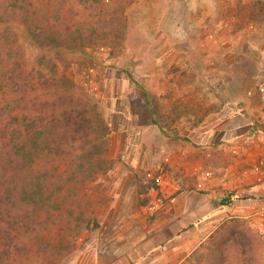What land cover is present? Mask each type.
<instances>
[{"label": "rangeland", "instance_id": "374dc122", "mask_svg": "<svg viewBox=\"0 0 264 264\" xmlns=\"http://www.w3.org/2000/svg\"><path fill=\"white\" fill-rule=\"evenodd\" d=\"M82 1L65 3L76 27L90 18ZM105 4L121 9L125 32L95 44L86 41L105 34L92 32L81 49L38 45L0 5V31L30 68L47 58L76 77L111 133L102 173L53 197L0 264H264L261 204L246 190L264 188L252 173L264 156V0ZM234 197L253 204L245 217L224 213ZM175 208L200 211L189 220L217 215L216 227L180 257L147 250Z\"/></svg>", "mask_w": 264, "mask_h": 264}, {"label": "trees", "instance_id": "16d2710c", "mask_svg": "<svg viewBox=\"0 0 264 264\" xmlns=\"http://www.w3.org/2000/svg\"><path fill=\"white\" fill-rule=\"evenodd\" d=\"M114 1H82L90 18L79 27L69 13L64 16L66 0H0V5L38 45L81 49L92 32L105 37L86 42L99 43L115 29L125 32L121 9L105 4ZM54 8L60 14L55 20ZM36 63L30 68L9 28L0 31V260L13 256L7 248L21 230L30 234L41 223L53 197L102 173L109 150L110 128L91 94L76 93V77L60 72L53 60ZM129 78L148 100L149 92Z\"/></svg>", "mask_w": 264, "mask_h": 264}, {"label": "crops", "instance_id": "0c3cea01", "mask_svg": "<svg viewBox=\"0 0 264 264\" xmlns=\"http://www.w3.org/2000/svg\"><path fill=\"white\" fill-rule=\"evenodd\" d=\"M246 190L247 192H250L252 195H254V198L248 200L249 202H256L261 204L260 207H264V188H258L255 186L254 188H249ZM236 198L237 197H234L232 206L227 208L224 213L230 215L239 214L245 217L248 213L247 211L250 210L248 205L253 206V204L249 202L248 204H241L240 201L237 202ZM174 210L175 211L172 214L173 218H170V220L165 219L159 221L156 239L161 240V242H155L156 245H152L151 241H149V243L145 242L144 246H147V250L151 249V246L161 248L162 252L169 248L175 250V252L172 253L173 256L180 257L184 248H194L200 246L203 241L200 235L206 234L209 231L215 229V225L219 217L217 215L208 217L209 214H205L203 219L192 218L189 220L188 217L192 216L193 213L198 217L200 211H198V209H190L191 211L188 210V213L185 214V217H178L181 216V214L184 212V209L175 208ZM213 211L216 213V210ZM168 212L169 210L164 211L163 214H168ZM184 241L189 242L186 247L181 244Z\"/></svg>", "mask_w": 264, "mask_h": 264}, {"label": "built area", "instance_id": "2783aa9c", "mask_svg": "<svg viewBox=\"0 0 264 264\" xmlns=\"http://www.w3.org/2000/svg\"><path fill=\"white\" fill-rule=\"evenodd\" d=\"M252 173L257 177L258 181H262L264 179V156L260 158L259 163L253 168ZM256 216L260 219L262 218L261 227L264 232V207L258 209V211L256 212Z\"/></svg>", "mask_w": 264, "mask_h": 264}]
</instances>
